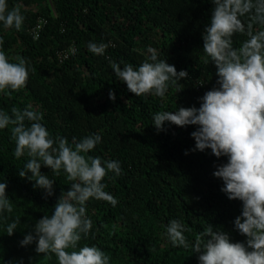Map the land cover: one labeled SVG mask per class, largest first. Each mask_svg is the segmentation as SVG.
Here are the masks:
<instances>
[{
    "label": "trees",
    "instance_id": "16d2710c",
    "mask_svg": "<svg viewBox=\"0 0 264 264\" xmlns=\"http://www.w3.org/2000/svg\"><path fill=\"white\" fill-rule=\"evenodd\" d=\"M8 5L19 6L24 21L19 31L0 29V50L13 62L17 55L26 58L32 70L23 89L0 94V109L11 115L12 107L31 105L42 113L50 134L69 142L99 134L101 142L88 155L120 161L121 174L109 180V173L102 181L117 204L86 202L92 227L81 243L95 244L110 256V264H198V254L173 247L163 235L173 218L190 229L185 233L190 241L207 223L226 232L230 241L243 242L232 224L241 202L228 200L220 191L222 181L212 176L226 158L191 150L195 126L166 123L158 132L151 125L154 112L199 107L198 98L217 86L214 66L201 59L209 0H8ZM39 18L46 23L35 38ZM243 38L234 34V46ZM89 41L108 47L95 55L86 47ZM149 46L158 59L187 72L180 91L170 87L163 98L137 97L116 80L109 58L121 67L136 66L149 55ZM13 150L9 129L0 130V181L13 204L9 219H18L11 236L0 230V264H55L54 257L40 261L43 254L34 251L35 241L23 247L19 241L51 214L69 182L63 172L57 176L42 165L40 173L54 180L53 194L47 196L33 187L30 174L18 176L27 157L15 158Z\"/></svg>",
    "mask_w": 264,
    "mask_h": 264
},
{
    "label": "clouds",
    "instance_id": "9594fccd",
    "mask_svg": "<svg viewBox=\"0 0 264 264\" xmlns=\"http://www.w3.org/2000/svg\"><path fill=\"white\" fill-rule=\"evenodd\" d=\"M212 5L208 23L201 33V59L215 68L216 85L199 100V107H179L172 111H156L151 125L159 132L167 124L178 127L195 126L190 133L192 151L210 150L211 155L225 157L215 166L212 176L222 181L220 191L228 200L241 202L234 229L244 237L232 242L226 232L205 224L202 231L189 240L190 231L179 218L170 219L163 235L173 247L196 253L198 264H264V0H209ZM24 16L19 6L9 8L8 0H0V29L22 27ZM240 35L234 46L233 35ZM3 41L0 40V43ZM89 52L103 55L108 44L89 41ZM149 55L139 65L109 58L117 81L135 96L163 98L169 88L182 89L179 83L187 77L184 69L176 70L165 59H158L157 50L147 48ZM31 65L17 55L14 62L0 50V94H10L25 87ZM108 99H115L111 89ZM11 115L0 109V130L9 129L14 141L13 156L27 159L17 171L19 177L34 181L33 187L53 194L54 180L41 174L43 165L54 175H65L69 187L32 230L19 241L21 247L35 241L34 251L43 254L41 262L53 259L55 264H110V256L86 240L92 227L86 215L89 199L117 204L105 191L102 182L121 174L119 160H102L88 155L101 142L99 134L91 133L69 142L59 134L53 136L41 123L42 113L31 105L12 107ZM185 155L188 151H185ZM6 183L0 181V230L11 236L18 219H9L13 204L5 194ZM15 264H23L18 260Z\"/></svg>",
    "mask_w": 264,
    "mask_h": 264
},
{
    "label": "built area",
    "instance_id": "2783aa9c",
    "mask_svg": "<svg viewBox=\"0 0 264 264\" xmlns=\"http://www.w3.org/2000/svg\"><path fill=\"white\" fill-rule=\"evenodd\" d=\"M45 23H46V20L44 18H39L38 19V21H37V23H36V25H35V27L33 29V33H34L35 38L38 37L39 32L42 29V27L45 25ZM72 51H74V50L72 49Z\"/></svg>",
    "mask_w": 264,
    "mask_h": 264
}]
</instances>
